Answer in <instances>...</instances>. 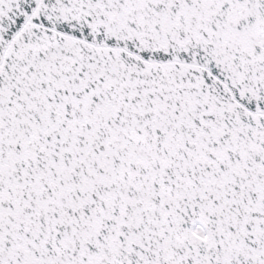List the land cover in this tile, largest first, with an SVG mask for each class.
<instances>
[{
	"label": "snow or ice",
	"instance_id": "6c2138e0",
	"mask_svg": "<svg viewBox=\"0 0 264 264\" xmlns=\"http://www.w3.org/2000/svg\"><path fill=\"white\" fill-rule=\"evenodd\" d=\"M0 264H264V0H0Z\"/></svg>",
	"mask_w": 264,
	"mask_h": 264
}]
</instances>
